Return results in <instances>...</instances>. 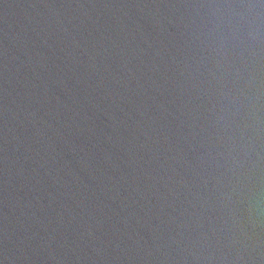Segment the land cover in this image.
I'll return each mask as SVG.
<instances>
[{
    "label": "water",
    "instance_id": "95a60500",
    "mask_svg": "<svg viewBox=\"0 0 264 264\" xmlns=\"http://www.w3.org/2000/svg\"><path fill=\"white\" fill-rule=\"evenodd\" d=\"M0 264H264V0H0Z\"/></svg>",
    "mask_w": 264,
    "mask_h": 264
}]
</instances>
